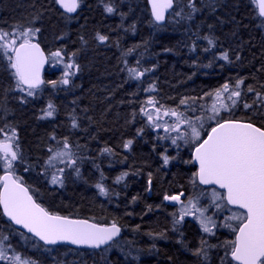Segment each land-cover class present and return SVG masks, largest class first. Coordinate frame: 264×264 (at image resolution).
Here are the masks:
<instances>
[{
	"label": "trees",
	"instance_id": "16d2710c",
	"mask_svg": "<svg viewBox=\"0 0 264 264\" xmlns=\"http://www.w3.org/2000/svg\"><path fill=\"white\" fill-rule=\"evenodd\" d=\"M81 3L74 16H67L55 0H0V30L39 28L34 40L44 51L48 55L60 51L77 66L65 87L58 85L57 74L46 69L43 86L34 97H27L16 87L14 70L0 52V129L15 130L22 156L16 163L18 175L51 213L120 225L122 236L140 254L135 262L115 258L112 264H205L201 232L189 220L176 231L172 209L163 199L181 191L188 195L189 188L199 187L191 151H169L172 161L164 164V145L149 132L141 115L143 101L151 86L159 104L183 107L195 117L203 115L204 102L223 84L242 80V102L251 107L239 103L219 121L242 120L264 127L262 20L250 0H174L161 26L151 21L145 0ZM104 4L115 9L113 16L106 14ZM176 10L174 28H167ZM98 34L108 39L101 43ZM209 47L213 52H207ZM224 54L227 60L222 59ZM127 63L149 71L140 80L133 79ZM49 104L53 115L45 117ZM65 139L83 163L78 173L64 174L62 188L52 187L41 171L49 150ZM129 140L132 143L125 148ZM118 177L123 178L116 183ZM101 183L106 195L97 187ZM12 231L0 210V233ZM223 238L217 234L215 245L225 243ZM64 250L67 247H55L53 256ZM81 250L84 262L92 263L86 256L89 250ZM33 256L47 263L48 259Z\"/></svg>",
	"mask_w": 264,
	"mask_h": 264
},
{
	"label": "snow or ice",
	"instance_id": "6c2138e0",
	"mask_svg": "<svg viewBox=\"0 0 264 264\" xmlns=\"http://www.w3.org/2000/svg\"><path fill=\"white\" fill-rule=\"evenodd\" d=\"M254 5V11L261 18H264V0H250ZM67 13H74L80 6V0H55ZM152 6V15L157 22L165 20V12L173 7V0H149ZM105 10L108 13L113 12L111 6ZM196 9L193 7V11ZM179 15V13H177ZM40 31L39 28H27L9 33L0 30V50L3 55L7 56L9 67L14 70L16 87L21 92H26L28 96H33L44 81L41 79L40 69L45 63V56L38 43H33L32 38ZM17 38L21 42L17 45ZM97 39L103 43L108 38L104 35H97ZM209 44L212 41L209 40ZM11 53V55H9ZM52 56L61 58V52L56 51ZM227 60V54L222 56ZM66 69L72 68L73 65L67 64ZM132 76L139 79L143 72L137 69L129 70ZM68 71L64 73V79L60 81L67 85L68 76L72 75ZM55 86L56 82H51ZM243 83L238 80L235 89H239ZM230 86L228 83L223 84L215 91L216 101L210 109L212 115L208 119H215L221 109L228 110V105L222 101L224 93H229ZM251 92L253 89L248 88ZM241 95L240 91L232 90L227 97L235 107L237 100ZM259 97V93H257ZM264 99V98H261ZM150 105H155L156 101L149 99ZM185 104V100H181ZM52 105H48L44 116L53 115ZM251 105L245 103L244 108H250ZM147 115L150 123H154L153 116L142 109ZM156 119H161V109L156 108ZM163 116H172L175 122L172 125H165L166 132L175 131L179 133L177 137L172 138V143L176 144L177 139H185V142H198L195 144V150L192 160L198 165L197 171L193 174L194 180H198L200 185H216L223 189V194L213 190L211 206L221 210L226 205L240 209V212H234L227 217L228 221H237L233 226L231 223H225L223 227L231 229L235 238L225 242V256L222 260L227 264H264V127L256 126L252 122H242L240 120L225 119L222 122L217 120L214 127L207 132L206 138L201 137L203 123L199 127L191 120L184 117V113L175 109H164ZM44 118V117H41ZM197 121L202 118L197 117ZM181 125H186L190 130L189 133L181 132ZM73 123V127H75ZM156 127L161 125L156 124ZM3 130L0 129V134ZM16 141L15 130L10 134H4L0 140V167L3 168L4 174L0 175V208L3 215L6 216L13 224L21 226L31 233L34 237L43 241L45 245H57L59 243H68L72 245H85L90 248H100L108 244L120 233V228L115 222L110 226H101L90 223L88 220H74L66 216L55 215L48 212L42 207L33 196L29 194V189L25 187L19 177L14 174V162L22 159ZM132 141L125 143L124 147L128 148ZM67 140L64 142V149H68ZM52 151L51 149L49 150ZM110 151V149H104ZM64 157H69L67 164L69 167L75 164L70 158V153L64 150L52 152L46 163L54 167V161L64 163ZM165 165L169 162L168 156H163ZM27 170V169H25ZM63 173L64 169H59ZM78 171V169H77ZM126 175V173H125ZM123 177H118L119 181ZM53 184L62 183L60 176L53 175ZM102 195H106V190L102 185H97ZM180 195H165V201H176L182 206L179 212V219L175 221L180 223L187 215H193L200 223L202 231L213 234V228L216 223L211 216L206 215L207 207L199 206L198 198H190L187 203L181 202ZM135 199V198H134ZM226 202V203H225ZM23 236V233H21ZM8 240L7 235L0 233V261L5 264H35L34 261L22 257L20 254L13 252L8 254L10 245H5ZM197 254H202L197 250ZM206 255V253H204ZM230 257V259H229Z\"/></svg>",
	"mask_w": 264,
	"mask_h": 264
},
{
	"label": "rangeland",
	"instance_id": "374dc122",
	"mask_svg": "<svg viewBox=\"0 0 264 264\" xmlns=\"http://www.w3.org/2000/svg\"><path fill=\"white\" fill-rule=\"evenodd\" d=\"M121 2L123 3V0H121ZM81 5H82V3L80 0L79 8L81 7ZM107 6H111V5L110 4H104L103 10L106 12L107 15L113 16L115 13V9L111 6L113 8V12L108 13L105 10V8ZM176 15H177V10L174 11V13L171 14L170 18L168 19V21L165 25V26H167V28H172V29L174 28L172 26V22L175 20ZM149 16H150V14H149ZM259 28L264 31V20H262V24L260 25ZM161 30H165V28L162 26ZM34 38L35 37L32 38V41L34 40ZM209 48L210 49H208L207 52L208 53L213 52L212 47H209ZM0 52L3 55L2 50H0ZM9 55H11V53H9ZM3 56L7 59V56H5V55H3ZM48 60H49L48 65H47L48 73L57 74L58 85H60L61 87L67 86L69 83L67 85H65L63 83H60V81H62L65 78L64 77L65 71L73 73L72 75L67 77L69 82L72 79V77L76 74L77 66H76V63L73 60V58L68 57V59H67L66 57H63L62 55H61V58H56V57L52 56V54H50V55H48ZM134 62H135V60H134ZM70 63L73 65V67L66 69L65 66L67 64H70ZM133 68L137 69V71L143 72L144 75L146 73H148V71H149L148 69H145L144 65L128 64L127 70H128V73L130 74V77L133 79H136V78H134L129 71L130 69H133ZM144 75H142L139 79H136V80H140ZM235 85H236V82L229 84V86H230L229 93H224L222 96V101L229 106L228 110L221 109L219 115L215 119H211V120L208 119V117L212 115V113L210 111L212 105L214 103H216L217 106H219V102H217L216 98H215V92L212 93L211 96L204 102V105H203L204 113H203V115H197L195 117H191V116L187 115L182 110L183 107H181L180 109H175V110L184 113V117L186 119L191 120L193 123H195L197 125V127H199L200 123H203L204 126L201 129V137L203 139L204 135L209 130L210 125L216 123L217 120H220L223 113H228V112L234 110L235 108H237V105L239 103H241L244 106V104L242 102V100H243V98H242V96H243L242 84L240 85L239 89H235ZM52 87H54V86H52ZM232 90H238L241 93L239 98H234L237 100L235 107H233L231 101L227 99V97L230 95V92ZM37 91L38 90H35L33 96H28L26 94V92H23V94L27 97H34ZM151 91H153V88L150 86L148 88V91L146 92L147 93L146 96L144 97L145 99L143 101L144 104H143L142 109H146L147 112H149L153 116L154 123L149 122L147 115H145L142 110H141V115L146 120L149 132L152 133L158 139V141L164 145L165 150H164L162 156H165V155L168 156L169 162H171L172 160H171V155H170L169 151H173L174 154L176 152L180 151V149H182V150L187 149L188 151H192V149L195 147V144L198 142H192L189 139V142L186 143L185 139H188V137H186L185 139H177L176 144L172 143V138L177 137L179 135V133H177L175 131L166 132L164 130V127H165V125H172L175 122V118L172 116H163V110L164 109H171V108H167V107L159 104L154 99V96L152 95ZM149 99H153L154 101H156L155 105L148 104L147 101ZM156 108L161 109V112H160V115L162 117L161 119H156V115H157L156 111H155ZM46 110H48V107L46 108ZM51 110L53 112V109H51ZM197 117H201L202 119L200 121H197V119H196ZM156 124H159L161 126L156 127L155 126ZM2 130H3V133L0 134V140H2L4 138V134H10L13 129H11L10 127H6ZM181 132L189 133V136H190V130L187 128L186 125H181ZM15 143L17 144V137H16ZM51 150H52L51 152L49 151V157L52 155V152L64 150V151L69 152L70 158L75 161V164L72 165L71 167H69L67 164V160L69 159V157L63 158L65 161L64 163L59 162V160L54 161L53 162L55 165L54 167H50L46 163V161H48L49 157L45 161V164H44L43 169L41 171L44 175L43 176L44 180L52 187L62 188L64 186V174L66 172L71 171L73 173H78L80 171V167L82 166V163H83L82 158H81L82 156L78 155L79 153L75 152L70 147L68 149H64V143H61V144L56 143L55 145H53ZM16 163L17 162H14V174H15V176L19 177V175H18L19 172L17 171ZM0 168H1V171L4 172L3 168L2 167H0ZM59 169H64L63 173H61L59 171ZM77 169H78V171H77ZM54 174L61 177L62 183L53 184L51 182L52 176ZM19 179L22 182V179L20 177H19ZM115 182L118 183V180L116 179ZM101 185L105 188V185L103 183H101ZM105 190L107 193L106 188H105ZM213 190H215L216 192H218L220 194H223L222 192H220L216 189H213V188H200V187L193 188V187H191V188H189V193H188V196L186 197V199L182 200V198H181L182 203H187L190 198H198L199 199V206L208 208V211L205 214L208 216H211L216 223V227L213 228V234L203 232L199 221L193 215L185 216L184 219L182 221H180V223L176 224L175 221L179 219V212H180V208H181L182 204L177 203L176 205H173L169 202H168V204L170 205V207L172 209L173 226L175 227L176 231H178V230H180V228H182V226L186 220H189L201 232V236H203V239L201 241V245H202L203 253H206V255L203 254V258L205 260L203 262L205 264H210L212 261H214V264H227L226 261L222 260V257L225 256V247H224L225 243L222 242V243L218 244V246H216L215 241H217V240L215 239V237L217 234L221 233L224 237L223 239L226 241H230V240L234 239V233L231 231V229H229L227 227H223V225L225 223H231L233 226H235L238 223L237 221H228L226 218L231 216L234 212H240V211L231 209L227 205L225 207H223L221 210H217L214 206H211V202L213 199V197H212ZM113 222L114 221H109V223H113ZM4 235L8 236V240L4 242L5 245L11 246L8 249L9 255H12L13 252L18 253L24 258H27V259L34 261L35 264H42V263H40V261H38L37 258H35L33 256V253L38 255V257H44V258L48 259L46 264H93L92 259H95V258H99L100 260L103 261L99 264H112V260H115V258L117 260L119 259L123 262L124 261L135 262L138 259V256L140 254V252L135 250L134 244L132 243V245H131L130 242H127L126 241L127 237H123L122 234L119 237V239L114 241L108 247H105V248L97 250V251L96 250H91V251L89 250L87 252L88 255H86V256H88V260L91 261L92 263L84 262L85 256L83 253H81L82 252L81 249L67 248V250L62 251V253L60 252L59 256L54 257L53 252H54L55 247H45V246L41 245L38 241H36L34 238H32L28 235H25L24 233H23V236H21V232L15 230V231L10 232V234L8 233V234H4ZM97 252H100V253L98 254ZM95 253H96V255H95ZM147 256H150V255L146 254V257ZM0 262H4V261H0Z\"/></svg>",
	"mask_w": 264,
	"mask_h": 264
},
{
	"label": "water",
	"instance_id": "95a60500",
	"mask_svg": "<svg viewBox=\"0 0 264 264\" xmlns=\"http://www.w3.org/2000/svg\"><path fill=\"white\" fill-rule=\"evenodd\" d=\"M146 1V4H147V7H148V10H149V14H150V18H151V20H152V22L155 24V25H158V26H161V25H164L165 24V22H166V20H167V18H168V15H169V13L172 11V9H173V7H174V0H173V7L171 8V9H168L166 12H165V20L164 21H161V22H157V21H155V19H154V17H153V15H152V6H151V4L149 3V0H145ZM57 5V4H56ZM57 7H58V9L62 12V13H64L65 15H67V16H74L77 12H78V9H79V7H78V9H77V11L76 12H74V13H67V12H65L62 8H60L59 7V5H57ZM261 20H264V18H261V17H259ZM33 43H38L37 41H35V40H33L32 41ZM39 44V43H38ZM18 45V44H17ZM40 45V44H39ZM40 48H41V50L43 51V53H44V56H45V63H44V65H43V67L40 69V75H41V79L44 81V75H45V72H46V69H47V65H48V54L44 51V49L42 48V46L40 45ZM44 84V83H43ZM43 84L38 88V89H40L42 86H43ZM37 90V89H36ZM234 120V119H233ZM223 121V120H222ZM221 121V122H222ZM240 121H242V120H240ZM242 122H247V121H242ZM216 124V123H215ZM215 124L214 125H212L211 127H214L215 126ZM211 130V128L208 130V132ZM207 134V133H206ZM204 138H206V135H205V137ZM194 150H195V147L192 149V151H191V161H192V164L194 165V167L196 168V171H197V169H198V165L192 160V157H193V153H194ZM4 174V172H2L0 175H3ZM196 182H197V184H198V186L199 187H201V188H213V189H216V190H218V191H220V192H224V190L223 189H219L218 188V186H216V185H200L199 184V181L198 180H196ZM22 183V182H21ZM25 187H27L24 183H22ZM183 193V192H182ZM29 194L30 195H32L31 193H30V191H29ZM181 194V193H180ZM179 194V195H180ZM33 196V195H32ZM184 197V193H183V195H181V198H183ZM33 199L35 200V198L33 197ZM37 202V201H36ZM168 202L169 203H171V204H173V205H176L177 204V202L176 201H165V203H167L168 204ZM38 203V202H37ZM226 203V202H225ZM40 204V203H39ZM41 205V204H40ZM42 206V205H41ZM229 208H231V209H234V210H239V211H242V210H240V209H237V208H234L233 206H230V205H227ZM43 207V206H42ZM0 210H1V213H2V215H3V212H2V208H0ZM49 212V211H48ZM51 213V212H50ZM52 214H55V215H60V214H56V213H52ZM60 216H64V215H60ZM3 217L5 218V220L7 221V222H9V224L15 229V230H17V231H19V232H21V233H24L25 235H28V236H30V237H32V238H34L36 241H38L41 245H43V246H45V247H57V246H64V247H67V248H72V249H86V250H100V249H103V248H105V247H108L110 244H112L114 241H116L117 239H119V237L121 236V234H122V228H121V226L120 225H118L117 223V226L120 228V233L116 236V237H114L113 238V240L112 241H109L108 242V244H106V245H102L100 248H90V247H88V246H85V245H72V244H68V243H59V244H57V245H45L44 244V242L43 241H40L38 238H36V237H34L31 233H29V232H27V230L26 229H23L21 226H19V225H15V224H13L6 216H4L3 215ZM66 217H68V216H66ZM68 218H70V219H74V220H88V219H84V218H73V217H68ZM90 223H95V224H98V225H101V226H110L112 223H108V224H100V223H97V222H94V221H91V220H88ZM234 238H235V236H234ZM230 258V257H229Z\"/></svg>",
	"mask_w": 264,
	"mask_h": 264
},
{
	"label": "flooded vegetation",
	"instance_id": "af4514ba",
	"mask_svg": "<svg viewBox=\"0 0 264 264\" xmlns=\"http://www.w3.org/2000/svg\"><path fill=\"white\" fill-rule=\"evenodd\" d=\"M204 137H205V136H204ZM204 137H203V138H204ZM195 172H196V169H195ZM182 192H183V191H181L180 193H182ZM180 193H179V194H180ZM183 193H184V197L182 198V200H183V199H186V197L188 196V195H186L185 192H183ZM166 204H167V203H166Z\"/></svg>",
	"mask_w": 264,
	"mask_h": 264
}]
</instances>
